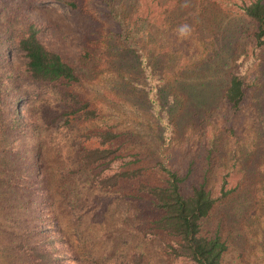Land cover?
<instances>
[{"label": "rangeland", "instance_id": "1", "mask_svg": "<svg viewBox=\"0 0 264 264\" xmlns=\"http://www.w3.org/2000/svg\"><path fill=\"white\" fill-rule=\"evenodd\" d=\"M76 1L82 14L53 2L11 0L7 7L9 15L17 11L11 24L14 32L23 30V15L47 26L44 42L79 69L82 82L74 91L99 112L95 120L75 123L81 138L71 148L70 164L86 142L85 134L110 128L126 134L125 154L140 157L137 167L146 168L141 182L164 184L160 163L187 176L182 184L186 195L206 180L220 198L226 182L233 192L217 204L203 231L211 236L219 232L228 239L224 264H264V49L258 51L251 43L246 32L252 26L240 10L254 0H199L201 10L192 12L187 3L194 0H121L128 44L111 38L114 24L95 0ZM28 4L29 9L22 8ZM2 23L7 26L0 30V91L5 101L11 104L13 97L24 96L19 110L25 121L42 103L60 113L61 100L26 75L28 60L12 47L5 15ZM146 67H151L162 90L168 118L161 111L160 120L151 108ZM239 70L245 71L250 87L242 110L231 117L220 94L229 76ZM204 83L205 91L199 87ZM197 88L204 93L198 95ZM172 95L182 105L172 107ZM11 112L6 109L0 123L10 120ZM61 123L52 131L62 133ZM16 134L0 130V264L30 261L19 245L31 230L26 218L36 220L33 207L23 211L17 202L28 201L25 193L13 192L16 176L31 172L29 166L32 170L36 161L29 153L30 139ZM50 139V134L41 138L46 146ZM55 152L43 157L54 196L51 202L38 198V204L45 202L44 209L58 212L63 247L73 250L80 264H189L169 259L166 246L171 239L150 231L158 212L148 195L137 192L136 182L99 194L91 187L88 172L80 170L77 162L71 168L75 173L69 172ZM32 171L34 180L38 173ZM13 208L19 213L17 219L8 212ZM47 234L52 235L49 227Z\"/></svg>", "mask_w": 264, "mask_h": 264}, {"label": "trees", "instance_id": "2", "mask_svg": "<svg viewBox=\"0 0 264 264\" xmlns=\"http://www.w3.org/2000/svg\"><path fill=\"white\" fill-rule=\"evenodd\" d=\"M202 1L205 2V0ZM10 2L11 0H0V30L3 27L7 28L2 25V18L5 15L9 27V40L13 41L12 47L28 60L25 72L29 80L39 85L43 91L49 90L46 93L55 95L63 105V110L60 113H55L49 111L42 103L31 112L30 120L25 121L19 110V104L24 100V96H15L12 98L11 104H8L5 101V94L0 91V118L5 116L6 109L12 111L10 120L6 118L1 121L0 130L3 133H17L16 135L21 137L26 135L30 139L31 144H28V147L32 145V149L29 153L34 154L33 161L34 158L36 161L33 164L30 159L29 161L32 164V170L35 169V174L38 173L37 180H32L31 174L34 171L29 166L31 172L26 171L23 176H16V182L13 184V192L15 190L24 192L23 198L25 201L28 200L23 203L15 198L18 204L22 205V210L30 212L33 207V214L36 216L34 221L26 218L30 223L28 229L31 227V230L24 233L26 241L20 244L19 248L25 254L26 260L30 261L23 262V264H80L75 257V252L63 247L65 234L62 233V222L58 212L44 209L45 202L38 204V198L51 202L52 195L54 196L53 190L50 188L52 177L43 167L46 163L44 155L54 151L61 160H65V167L69 172L75 173V170L71 168L76 162L80 170L88 172L90 185L99 194L118 189L126 182H136L137 192L148 195L158 212V216L151 222L150 231L171 239V242L166 246V254L169 259L185 260L189 264H224L225 256L230 249L228 239L219 232L212 236L206 235L203 231V223L211 217L217 204L232 194L233 191L226 188V182L223 184L220 198L213 195L206 180L194 186L192 193L186 195L182 191V184L187 180V176H180L162 163L159 166L166 175L164 184L149 185L141 182L140 178L146 168L137 167L141 162L140 157L137 154V156L125 154L123 138L126 134L115 132L110 128L96 134H85L83 137L86 142L82 143V148L78 153L75 152L76 159L70 164L71 148L77 143L78 137L81 138V135L75 130V123L95 120L99 118V112L92 108L90 102L84 101L74 91V88L82 82L79 69L44 42L42 36L47 26L32 21L28 15H23V30L18 33L12 30L11 24L17 16V11L8 14L10 8L7 7ZM50 2L65 4L75 13L82 14L83 11L76 0H29L28 3ZM95 2L97 7L103 9L104 17L110 19L114 24L115 29L111 32V38L120 39L126 44L130 43L128 27L120 15L121 0H95ZM30 4L22 8L27 10ZM187 5L192 8L191 12L201 10L199 0H194V4L187 3ZM25 10L21 9L20 11ZM240 10L243 17L248 19L252 26V29L246 32L248 38L254 44L255 49L261 51L264 49V0L245 3L240 6ZM238 32L240 35L242 34L240 28H238ZM131 46L134 47V44ZM135 50L136 53L141 52L138 48ZM84 55L85 58L88 57V54ZM144 73H146L148 94L153 112L160 120H162L161 111L168 118V106L165 108L166 105L161 100L162 90L155 83L151 67L144 68ZM206 86L204 83L199 87L205 91ZM249 87L245 71L239 70L229 76L227 87L223 88L220 95L227 104L231 117L242 110ZM198 88L195 89L198 95L204 93L199 92ZM40 95L41 93L38 94V96ZM178 104L182 105L176 96L172 95L170 105L175 108ZM170 109L171 107L169 111ZM59 120H62L60 124L62 133L52 131ZM48 134L53 139H50L46 146L41 138L42 136L47 137ZM87 142L91 143L87 144ZM84 201H88L86 197ZM8 208H10L9 205L6 210ZM8 212L13 219H17L18 212L15 208ZM4 217L8 219V213ZM48 227L51 228L52 235L47 234ZM31 239L34 240L29 243Z\"/></svg>", "mask_w": 264, "mask_h": 264}]
</instances>
